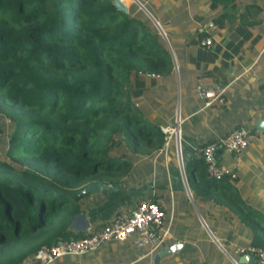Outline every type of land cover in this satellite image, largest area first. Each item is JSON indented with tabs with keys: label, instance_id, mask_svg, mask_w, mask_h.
I'll list each match as a JSON object with an SVG mask.
<instances>
[{
	"label": "trees",
	"instance_id": "obj_1",
	"mask_svg": "<svg viewBox=\"0 0 264 264\" xmlns=\"http://www.w3.org/2000/svg\"><path fill=\"white\" fill-rule=\"evenodd\" d=\"M155 76L175 88L169 48L135 3L0 0V264H32L40 246L83 237L69 230L89 194L81 189L116 183L133 161L164 150L161 126L173 127V114L160 108ZM205 144L182 158L197 211L207 224L236 221L264 250V214L236 179L208 176ZM166 149L176 162L171 137Z\"/></svg>",
	"mask_w": 264,
	"mask_h": 264
},
{
	"label": "crops",
	"instance_id": "obj_2",
	"mask_svg": "<svg viewBox=\"0 0 264 264\" xmlns=\"http://www.w3.org/2000/svg\"><path fill=\"white\" fill-rule=\"evenodd\" d=\"M127 2L139 8L141 4L155 19L175 59V88L172 83L162 85L160 76L154 77L152 87L155 90L162 85L160 108L171 107L173 115L178 97L181 159H191L200 145L234 129L254 128L252 141L245 148L238 152L220 150L216 159L225 167L239 166L233 183L244 201L264 214V132L255 129V121L264 118V0ZM204 37L211 38V46L200 45ZM214 86L223 89V101L205 105L197 87L207 90ZM166 150L138 158L114 187L77 201L79 212L86 213L93 230L118 211L129 212L141 200H155L165 213L162 228L169 233L160 249L148 253L147 249L134 248L128 240H113L91 252L66 255L49 264H232L219 244L231 254L234 246L248 243L247 232L236 221L224 220L223 215L216 223L209 218L212 231L208 228L192 198L187 199L174 157ZM215 208L212 211L217 217ZM198 215L219 244L209 236ZM175 241L180 245L174 252L153 262L155 253ZM240 264L264 262L254 258L252 263Z\"/></svg>",
	"mask_w": 264,
	"mask_h": 264
},
{
	"label": "built area",
	"instance_id": "obj_3",
	"mask_svg": "<svg viewBox=\"0 0 264 264\" xmlns=\"http://www.w3.org/2000/svg\"><path fill=\"white\" fill-rule=\"evenodd\" d=\"M200 45L205 47L211 46V38L204 37L200 41ZM222 92L223 89H220L218 86L207 90L197 87V95L201 100H204L205 105H209L213 101L221 103L223 101ZM179 122L180 119L178 117L173 122L174 126L176 123L179 125ZM174 126H161L162 132L168 134L164 143V150L167 147V140L171 137L168 132H172L176 165L184 186L186 178L185 174L181 172L183 164L180 149V133L179 129L175 130ZM251 141L252 135L247 130L241 128L232 130L225 136L205 144L200 149V153L206 165L208 176L214 179L227 176L231 181L236 179L239 166L232 165L231 167H225L218 164L216 151L221 149L228 152H238ZM177 155H180L178 159ZM164 214V210L155 201L151 199L141 200L129 212L118 211L109 222L94 228L83 237L57 240L53 244L40 246L32 256V264H49L66 255H80L91 252L100 245L113 240H128L134 248L147 249L148 253H154L160 249L169 237L168 230L162 228ZM241 254L253 255L255 259L264 262V250L249 243L234 246L231 254L228 255L234 259V256Z\"/></svg>",
	"mask_w": 264,
	"mask_h": 264
},
{
	"label": "water",
	"instance_id": "obj_4",
	"mask_svg": "<svg viewBox=\"0 0 264 264\" xmlns=\"http://www.w3.org/2000/svg\"><path fill=\"white\" fill-rule=\"evenodd\" d=\"M136 1V0H135ZM138 3V2H137ZM139 4V3H138ZM140 8L146 13V15L149 17V19H151V21L154 23L156 29L158 30L159 34L163 37V39L166 41L165 35L162 31V29L160 28L159 24L155 21V19H153V17L149 14V12L143 8V6L141 4H139ZM170 54H171V59H172V64H173V69L176 71V64H175V59L171 53V50L169 49ZM178 97L176 100V107H175V111H174V120H176L178 118ZM176 122V121H175ZM175 130H178V124L176 123L174 126ZM255 129L259 132H264V118H259L255 121ZM178 157H180V155H177V159ZM181 172H183V169H181ZM116 184L112 183V184H104L101 182H97V181H92L90 183H88L87 185H85L81 191L80 194H87V193H96L98 191H100L101 189H108L110 187H114ZM184 189H185V193L187 196L188 200H191V196H190V192L189 189L187 187V184H184ZM199 220L201 222V224L204 226L205 230L208 232L209 236H211L213 239V235L211 234V232L207 229L204 221L200 218V216L198 215ZM89 220L88 217L86 215V213L84 212H77L73 215L70 223H69V228L71 230H73L75 233H84L87 234L91 231V228L89 227ZM215 240V239H214ZM215 242L217 244L218 241L215 240ZM180 245V241H175L174 243H172L170 246L165 247L163 249H161L160 251H158L157 253H155V255L153 256V262H155L160 256H162L163 254L171 251L174 252L176 250V248ZM219 247L222 249V251L227 255V257L230 259V261L232 262V264H240V263H245V262H249L252 263V261L254 260L253 255L250 254H241L238 256L237 259H233L231 258L223 249V247L219 244Z\"/></svg>",
	"mask_w": 264,
	"mask_h": 264
},
{
	"label": "rangeland",
	"instance_id": "obj_5",
	"mask_svg": "<svg viewBox=\"0 0 264 264\" xmlns=\"http://www.w3.org/2000/svg\"><path fill=\"white\" fill-rule=\"evenodd\" d=\"M128 0H113L114 4H116L117 7L123 9L124 7H127L129 5L130 2H127ZM160 79V77H158ZM157 79V78H155ZM152 92H150L151 94ZM143 98L139 97L138 99L134 100L136 103H139ZM156 113L153 111L151 113H149V115H147L148 118H152ZM173 122H174V115H173ZM6 122H8V120H6ZM169 135L172 138V132H168ZM116 152V151H115ZM173 152H174V148H173ZM175 155V154H174Z\"/></svg>",
	"mask_w": 264,
	"mask_h": 264
}]
</instances>
